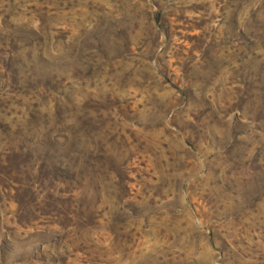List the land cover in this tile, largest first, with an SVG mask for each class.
Instances as JSON below:
<instances>
[{"label":"rangeland","instance_id":"374dc122","mask_svg":"<svg viewBox=\"0 0 264 264\" xmlns=\"http://www.w3.org/2000/svg\"><path fill=\"white\" fill-rule=\"evenodd\" d=\"M0 264H264V0H0Z\"/></svg>","mask_w":264,"mask_h":264}]
</instances>
